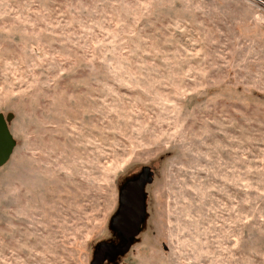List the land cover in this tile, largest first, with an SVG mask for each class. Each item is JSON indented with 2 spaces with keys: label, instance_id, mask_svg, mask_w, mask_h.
Segmentation results:
<instances>
[{
  "label": "rangeland",
  "instance_id": "1",
  "mask_svg": "<svg viewBox=\"0 0 264 264\" xmlns=\"http://www.w3.org/2000/svg\"><path fill=\"white\" fill-rule=\"evenodd\" d=\"M264 0H0V264H264Z\"/></svg>",
  "mask_w": 264,
  "mask_h": 264
},
{
  "label": "water",
  "instance_id": "2",
  "mask_svg": "<svg viewBox=\"0 0 264 264\" xmlns=\"http://www.w3.org/2000/svg\"><path fill=\"white\" fill-rule=\"evenodd\" d=\"M10 119L11 114H7L5 117L0 114V167L7 163L14 150V140L9 134L7 127V122ZM151 180L152 177L149 170L144 168L135 180L122 184L118 195L119 207L112 216L110 227L117 232L123 244L118 247H102L99 252H95L91 264H102L104 262L103 252L124 255L130 249L132 240L139 234V229L144 219V185L150 184ZM122 218H124V222L117 229V223Z\"/></svg>",
  "mask_w": 264,
  "mask_h": 264
},
{
  "label": "flooded vegetation",
  "instance_id": "3",
  "mask_svg": "<svg viewBox=\"0 0 264 264\" xmlns=\"http://www.w3.org/2000/svg\"><path fill=\"white\" fill-rule=\"evenodd\" d=\"M122 244H123V242L120 239L119 246H122ZM102 247H118V246H113V245H109L108 246V245L103 244L95 252H97V251L99 252ZM102 256H103L104 262H106V261H110L114 256H118V255H114V254H112L110 252L109 253L108 252H103Z\"/></svg>",
  "mask_w": 264,
  "mask_h": 264
},
{
  "label": "snow or ice",
  "instance_id": "4",
  "mask_svg": "<svg viewBox=\"0 0 264 264\" xmlns=\"http://www.w3.org/2000/svg\"><path fill=\"white\" fill-rule=\"evenodd\" d=\"M123 222H124V218H122L120 221H118V223H117V229L120 228V226L123 224Z\"/></svg>",
  "mask_w": 264,
  "mask_h": 264
}]
</instances>
